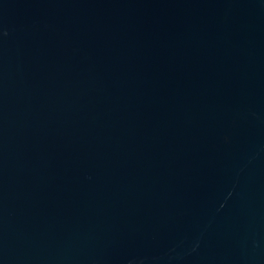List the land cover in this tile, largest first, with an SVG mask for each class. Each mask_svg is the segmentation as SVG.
Instances as JSON below:
<instances>
[{
  "label": "water",
  "instance_id": "95a60500",
  "mask_svg": "<svg viewBox=\"0 0 264 264\" xmlns=\"http://www.w3.org/2000/svg\"><path fill=\"white\" fill-rule=\"evenodd\" d=\"M0 264H264V0H0Z\"/></svg>",
  "mask_w": 264,
  "mask_h": 264
}]
</instances>
